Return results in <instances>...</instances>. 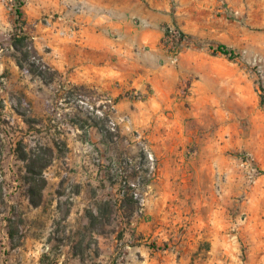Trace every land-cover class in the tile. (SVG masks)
<instances>
[{"label": "rangeland", "instance_id": "obj_1", "mask_svg": "<svg viewBox=\"0 0 264 264\" xmlns=\"http://www.w3.org/2000/svg\"><path fill=\"white\" fill-rule=\"evenodd\" d=\"M167 1L178 26L195 41L188 49L193 54L188 75L180 85L190 99L181 101L182 111L169 118L183 126L187 139L189 180L187 191L179 193L175 184L158 179L162 165L150 148L149 129L129 128L128 112L134 106L119 112L114 101L97 90L73 86L70 69L56 68V47L70 44L62 41L70 36L57 24L82 1L24 0L17 23L15 0H0V264H42L44 256L47 264H135L137 256L144 258L141 252L158 253L151 247L164 244L168 251L184 252L181 242L205 199L223 201L222 213L211 226L222 227L220 232L233 240L227 253L220 246L215 264H264V0ZM20 26L28 37L31 60L57 72L53 82L44 83L27 65H17L20 55L13 36ZM219 44L233 50L235 59L214 54L210 48ZM105 119L119 134L113 142L102 141L95 126ZM84 122L88 127L81 129ZM156 123L152 118L148 125ZM19 143L27 151L38 143L54 150L37 208L30 205L22 180L25 165L16 150ZM141 153L152 162L150 175L139 170ZM121 157L135 166L132 182L151 178L137 190L142 209L129 229L118 215L90 231L88 212L109 194L104 179L111 163L116 167ZM221 185L232 188L223 200ZM6 218L13 220L11 226ZM209 235L210 230L196 254L211 250Z\"/></svg>", "mask_w": 264, "mask_h": 264}, {"label": "crops", "instance_id": "obj_2", "mask_svg": "<svg viewBox=\"0 0 264 264\" xmlns=\"http://www.w3.org/2000/svg\"><path fill=\"white\" fill-rule=\"evenodd\" d=\"M81 1L75 13L57 24L59 30L70 36V39L62 41H70V44L62 43L56 47V68L61 72L70 69L69 82L73 86L97 90L105 98L113 100L119 112L128 104L133 105L134 109L128 112L131 118L129 128L149 129L150 148L162 165L158 179L175 184L174 191L178 193L187 191V139L183 126L172 124L169 118L176 117L184 107L178 96L181 82L188 75L187 62L193 54L190 50L182 52L178 63L173 65L162 48L163 28L178 26L169 1ZM136 93L142 96L141 100L134 99ZM141 116L143 123L138 121ZM152 118H156L157 123L148 125ZM220 187V200L228 198L231 186ZM222 202L204 200L201 204L204 208L200 207V213L191 218L193 223L189 235L181 242L185 245L182 247L184 252L167 249L153 253L146 250L141 252L144 258L137 256L133 263L215 264L216 256L220 258L217 254L220 246L226 248L227 253L228 246L233 243L231 235L220 232L222 227L218 228L217 224L211 226L222 213ZM208 230L211 250L207 254H196L201 243L207 240ZM140 247H137L136 254ZM202 256L206 257L203 261Z\"/></svg>", "mask_w": 264, "mask_h": 264}, {"label": "trees", "instance_id": "obj_3", "mask_svg": "<svg viewBox=\"0 0 264 264\" xmlns=\"http://www.w3.org/2000/svg\"><path fill=\"white\" fill-rule=\"evenodd\" d=\"M23 5L24 0H15L14 12L16 14L17 23H19L23 17V13L21 11V7ZM18 29L19 33L13 36V46L16 49V53H19L20 55L17 58V65L20 69H24L27 65V71L38 77L44 83L53 82L57 72L51 71L50 68L40 62L31 60L32 51L29 49L27 41L28 37L24 34L21 26ZM210 49L214 54H221L229 60H234L236 57L233 50L222 44L211 47ZM260 97L261 104L264 105V91ZM86 123L87 122H84V124L80 125L81 129L88 127V123ZM110 123L109 119H105L102 120L101 124H95L96 128L102 135V141L109 140L113 142L115 136L117 137L119 135L117 132L112 131L111 126H109ZM55 147L62 150L59 142L55 143ZM16 150L18 152L19 159L25 165V174L22 176V180L26 185L29 203L35 208L40 207L43 201V191L47 186L44 171L52 164L54 150L53 148L46 147L40 143L36 144L35 147L30 148L29 151L25 149V145L19 143ZM141 157L144 161H141L138 164L140 166V169H138L143 170L147 173V175H150L152 173V162L149 160L147 154L141 153ZM114 165L115 164L112 162L110 170L108 171V177L104 179L105 189H110L109 194H107L102 200L96 202L95 210L88 212V230L90 231H96L98 227L108 223L114 216L118 215L123 216L129 229V227L132 226L133 218H135V215L142 209V193H137V190L140 186L142 187V184L149 182V179L151 178L148 179L139 177V181L132 182V174H130V170H133L135 166L131 167L132 164L128 158L121 157L116 162V167H114ZM154 168L157 169L156 164ZM6 219L8 225L11 226L13 224V220L11 218ZM9 233L10 237L13 238L14 231L11 229ZM122 237L123 233L120 235V238ZM151 248L165 251L169 249V246L164 244L163 246H153ZM45 257L46 256L42 258V264H47Z\"/></svg>", "mask_w": 264, "mask_h": 264}, {"label": "built area", "instance_id": "obj_4", "mask_svg": "<svg viewBox=\"0 0 264 264\" xmlns=\"http://www.w3.org/2000/svg\"><path fill=\"white\" fill-rule=\"evenodd\" d=\"M164 36L162 39V48L169 55L170 62L176 65L182 52L194 47V39L175 25L165 26L163 28ZM134 99L141 100L140 94H134ZM180 101H188L190 98L189 91L182 88L179 94Z\"/></svg>", "mask_w": 264, "mask_h": 264}]
</instances>
